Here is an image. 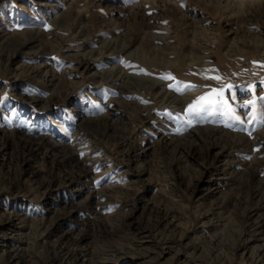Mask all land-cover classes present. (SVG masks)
Instances as JSON below:
<instances>
[{"label":"rangeland","instance_id":"rangeland-1","mask_svg":"<svg viewBox=\"0 0 264 264\" xmlns=\"http://www.w3.org/2000/svg\"><path fill=\"white\" fill-rule=\"evenodd\" d=\"M0 264H264V0H0Z\"/></svg>","mask_w":264,"mask_h":264},{"label":"bare ground","instance_id":"bare-ground-1","mask_svg":"<svg viewBox=\"0 0 264 264\" xmlns=\"http://www.w3.org/2000/svg\"><path fill=\"white\" fill-rule=\"evenodd\" d=\"M118 78V77H117ZM117 78H110L109 80H117ZM155 83V82H154ZM158 83V82H157ZM156 85H159V84H156ZM155 86V85H154ZM178 98H180V97H178ZM172 99H174V98H172ZM186 100H187V98L185 97V98H182L181 97V99H174V100H172V101H169V102H167V105H169V104H171L173 107H174V109H182V108H184V105H185V103H186ZM42 140V139H41ZM47 143H48V140L46 141ZM45 141H42V142H40V143H38L39 145H44V143H46ZM27 143V142H26ZM37 144V145H38ZM51 145V144H50ZM57 146V145H56ZM58 147V146H57ZM56 147V148H57ZM60 150V149H59ZM54 151H55V149H54V146H47L46 145V152H48V153H51V152H53V154H54ZM65 152V151H64ZM57 154V153H56ZM55 154V155H56ZM68 155V154H67ZM92 156V155H91ZM107 156V155H106ZM105 156V157H106ZM67 157H69V156H67ZM87 157V156H86ZM104 157V156H103ZM76 158V157H75ZM65 159H67V158H65ZM85 159V158H84ZM94 159H95V157H94ZM61 160V159H60ZM63 160V159H62ZM101 160H103V159H101V157H98L97 158V160L93 163V164H96V163H99V162H101ZM92 161V160H91ZM76 162H77V164L78 165H84V166H86L85 164H90V161L89 160H82V161H80V160H76ZM76 168V167H75ZM85 168V167H84ZM83 168V169H84ZM78 169V168H77ZM88 170V169H87ZM79 171V170H78ZM87 172H89V171H87ZM79 175V174H78ZM83 175V174H82ZM81 175V176H82ZM86 175V174H85Z\"/></svg>","mask_w":264,"mask_h":264},{"label":"snow or ice","instance_id":"snow-or-ice-1","mask_svg":"<svg viewBox=\"0 0 264 264\" xmlns=\"http://www.w3.org/2000/svg\"><path fill=\"white\" fill-rule=\"evenodd\" d=\"M198 99H199V100H204L205 97H200V98H198ZM194 104H195V102H194ZM188 108H189V109H192V108H193V105H189ZM237 119H238V118H237Z\"/></svg>","mask_w":264,"mask_h":264}]
</instances>
